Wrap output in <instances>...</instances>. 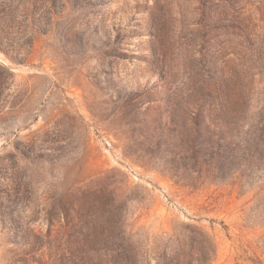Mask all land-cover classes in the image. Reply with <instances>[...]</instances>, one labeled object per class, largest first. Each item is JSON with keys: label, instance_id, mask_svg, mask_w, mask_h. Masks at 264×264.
I'll return each instance as SVG.
<instances>
[{"label": "rangeland", "instance_id": "1", "mask_svg": "<svg viewBox=\"0 0 264 264\" xmlns=\"http://www.w3.org/2000/svg\"><path fill=\"white\" fill-rule=\"evenodd\" d=\"M263 125L264 0H0V157L35 149L38 231L111 184L136 264H264Z\"/></svg>", "mask_w": 264, "mask_h": 264}, {"label": "trees", "instance_id": "2", "mask_svg": "<svg viewBox=\"0 0 264 264\" xmlns=\"http://www.w3.org/2000/svg\"><path fill=\"white\" fill-rule=\"evenodd\" d=\"M261 131L264 134V125ZM34 150L16 147L14 153L0 157V232L24 249L26 263L136 264V243L127 223L126 203L119 201L111 184L101 196L94 194L85 200L67 201L70 209L81 212L76 219L65 222V227H59L62 221L52 213L45 219L48 223L45 233L34 227L37 219L24 220L23 214L32 204L25 193L33 182L24 178L25 168H20L19 161L33 164L38 158H33ZM56 206L55 201L51 203L52 210ZM46 256L52 263H46Z\"/></svg>", "mask_w": 264, "mask_h": 264}]
</instances>
